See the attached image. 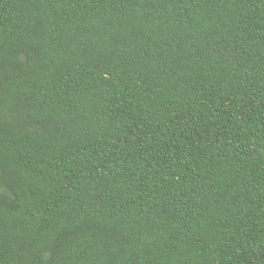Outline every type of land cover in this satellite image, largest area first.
<instances>
[{
	"label": "trees",
	"instance_id": "obj_1",
	"mask_svg": "<svg viewBox=\"0 0 264 264\" xmlns=\"http://www.w3.org/2000/svg\"><path fill=\"white\" fill-rule=\"evenodd\" d=\"M0 264H264V0H0Z\"/></svg>",
	"mask_w": 264,
	"mask_h": 264
}]
</instances>
